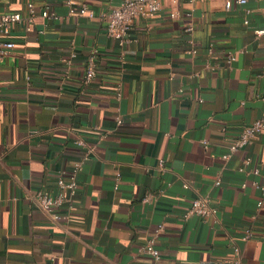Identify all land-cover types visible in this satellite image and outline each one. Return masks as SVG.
<instances>
[{
  "label": "crops",
  "instance_id": "1",
  "mask_svg": "<svg viewBox=\"0 0 264 264\" xmlns=\"http://www.w3.org/2000/svg\"><path fill=\"white\" fill-rule=\"evenodd\" d=\"M28 1L0 0V14L26 15ZM75 1L96 17L34 0L33 21L7 36L16 47L0 64V264H156L139 247L161 225L159 264H221L234 245L243 264H264V132L223 158L264 113V0L230 10L163 0L125 45L100 17L120 0ZM46 8L57 18L41 16ZM79 163L73 207L61 208L69 217L54 222L36 194L56 193ZM199 197L216 214L186 219Z\"/></svg>",
  "mask_w": 264,
  "mask_h": 264
},
{
  "label": "built area",
  "instance_id": "2",
  "mask_svg": "<svg viewBox=\"0 0 264 264\" xmlns=\"http://www.w3.org/2000/svg\"><path fill=\"white\" fill-rule=\"evenodd\" d=\"M163 0H120L119 5L112 8L109 12L101 13L100 17L105 21L106 32L108 36L119 40L121 45H125L130 42V34L134 29L135 21L138 18L150 19L154 17L162 8ZM173 3L178 2V0H171ZM196 1V0H189ZM248 0H224L225 9L230 10L233 5H244ZM69 5V14L79 13L82 15H87L89 18L96 17L94 10L90 9L85 4H78L75 0H66ZM26 15L19 11L14 12H4L0 14V64L2 60L8 56L13 49L16 47L14 41L7 38L13 25L26 22L28 25L31 23L37 14L35 8L34 0H29L27 2ZM40 15L46 18L55 19L57 15L51 9L46 8L40 10ZM173 18L177 17V13H172ZM246 22H248L246 20ZM193 30L192 25L187 26V33H191ZM258 35L264 34V28L256 31ZM189 43L192 44V38H189ZM191 52H196V49H191ZM236 59V56L229 54L226 58V62L230 64ZM96 62L94 55L90 58L87 65L84 80L86 83L92 81L96 75ZM202 102V100H200ZM121 122V119H118ZM264 132V113L261 117L254 120L253 122L245 125L240 131L236 139H234L229 145V152L223 155L224 159H228L233 153L240 151L247 147L252 141ZM79 144H84L82 140L78 141ZM252 158L246 156L243 159L242 169H246L248 165L251 164ZM163 160H160V166H163ZM81 168V163L77 164L72 175L67 177L65 172L60 173L57 177V192L52 193L48 190L41 189L36 194V199L40 208L54 221L61 222L63 219H68L69 214L63 213L61 208L65 204H69L68 207L71 209L73 207V196L76 194L78 183L75 178V174ZM253 172L258 174L259 170L257 168L253 169ZM120 178V174L117 175V182ZM217 185L220 184V179L216 182ZM264 193V185H260ZM148 199V198H147ZM264 207V199L258 201V209L261 210ZM217 208L213 206L209 199L207 198H195L192 200L190 206L184 213V217L188 219L192 216H197L201 218L212 217L216 214ZM163 231V226H159L157 233L154 237L148 239L143 243L139 250L143 254H147L152 257L156 264H159L162 260V255L160 250L156 246L157 236ZM254 235L253 229L248 227L245 229L242 239L244 241L250 240ZM228 262L229 264H243V255L241 248L237 245L233 247L232 256L224 259L221 264Z\"/></svg>",
  "mask_w": 264,
  "mask_h": 264
}]
</instances>
